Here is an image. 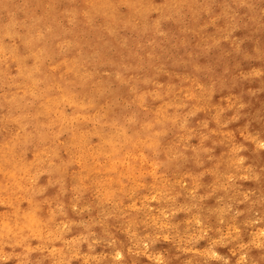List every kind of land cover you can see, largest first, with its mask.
<instances>
[{"label":"clouds","instance_id":"1","mask_svg":"<svg viewBox=\"0 0 264 264\" xmlns=\"http://www.w3.org/2000/svg\"><path fill=\"white\" fill-rule=\"evenodd\" d=\"M0 264H264V0H0Z\"/></svg>","mask_w":264,"mask_h":264}]
</instances>
